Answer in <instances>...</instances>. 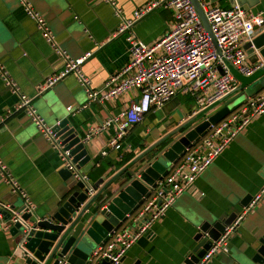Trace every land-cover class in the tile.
I'll return each instance as SVG.
<instances>
[{
  "label": "crops",
  "instance_id": "0c3cea01",
  "mask_svg": "<svg viewBox=\"0 0 264 264\" xmlns=\"http://www.w3.org/2000/svg\"><path fill=\"white\" fill-rule=\"evenodd\" d=\"M27 1L34 11L43 16L60 48L71 58H77L86 51L93 52L82 69L95 89L103 88L110 77L128 62L125 38L108 39L118 24L108 4L97 0ZM148 1L116 0L126 16ZM240 1L244 3L247 15L264 9V0H253L251 3H255L251 6L245 3L251 0ZM204 3L206 7L222 8L237 4L236 0H204ZM173 23V8L159 5L136 22L134 31L145 43L154 44L172 28ZM263 30L264 25L256 29L254 36ZM160 53L158 48L155 54ZM246 54L245 63L250 66L254 57L247 51ZM0 60L20 91L35 96L33 105L48 125H52L58 113L70 112L67 107L77 108L86 102V96L73 75L36 95L38 86L61 68L62 61L44 40L33 20L25 14L18 0H0ZM238 85L239 82L233 90ZM137 96L138 91H127L112 101L102 104L92 102L71 114L70 119L84 139L91 127L119 112ZM224 100L205 113L217 108ZM17 102L18 94L11 92L0 80V158L32 198L38 216H46L64 191L57 174L62 168V161L30 117L22 111H13ZM194 112V98L177 94L162 108L148 113L139 124L129 127L116 147L109 143L113 136L111 129L92 136L87 141L90 161L94 163L87 172L90 183L116 174L149 145L196 115L197 112ZM103 151L106 154H102ZM263 186L264 113L256 116L233 138L191 186L177 197L165 215L131 246L123 261L125 264H185L187 253L195 244L193 236L200 223L205 219L228 215L231 207L240 211V200L246 195L255 196ZM0 201L17 210L22 205L20 198L1 183ZM263 223L264 195L230 237L228 253L218 254L209 264H236L232 256L240 254L252 239L257 226ZM10 228L0 222V264L20 262V253L15 249L17 237L10 233Z\"/></svg>",
  "mask_w": 264,
  "mask_h": 264
},
{
  "label": "built area",
  "instance_id": "2783aa9c",
  "mask_svg": "<svg viewBox=\"0 0 264 264\" xmlns=\"http://www.w3.org/2000/svg\"><path fill=\"white\" fill-rule=\"evenodd\" d=\"M25 14L33 20L38 31L51 49L61 59V68L47 76L38 86L36 95L52 87L69 75L76 77L77 83L86 96V102L77 108L67 107L74 114L80 108L92 102L102 104L112 101L127 91H138L135 100L106 118L99 125L91 127L83 141L111 129L113 136L109 143L116 147L127 129L139 124L144 117L162 108L173 96L186 94L194 98L195 112L218 103L231 92L238 80L231 74L218 55L211 38L206 32L191 0H150L126 16L116 0H97L108 4L118 24L108 39L123 36L127 42L128 62L101 89H95L90 78L82 69L85 60L92 55L86 51L77 58H71L60 48L56 37L47 27L41 14L34 11L27 0H18ZM203 10L221 55L241 74L249 75L261 66L264 59L252 65H246L245 43L251 41L257 28L264 25V9L246 14L238 4L229 8L219 6L206 7L204 0H197ZM172 7L174 23L158 42L147 44L134 31L137 21L157 6ZM160 48L161 53L155 54ZM221 66L224 74H220ZM0 80L11 92L18 94V102L13 111L27 114L37 130L49 141L62 161V166L70 171L76 181L90 185L88 174L76 167L70 157L69 149H64L60 140L33 105L35 96L20 91L17 82L11 77L0 60ZM264 113V89L230 111L222 120L211 124L207 132L190 147L169 169L166 176L156 181L150 195L144 198L131 215L115 231L108 234L106 241L91 250L86 264H100L108 260L112 264H121L131 246L162 218L177 197L182 194L231 143L233 138L252 122L256 116ZM2 119H0L1 121ZM102 154H106L105 151ZM0 183L22 201V210L13 209L9 203L0 201V210L7 211L5 218L0 211V222L12 227L17 222L31 226L28 220H22L23 213L36 214V205L32 198L13 175L8 165L0 158ZM89 193L91 189H89ZM264 186L249 203L242 207L236 218L224 227L217 240L205 251L195 264H209L220 253H228L230 237L238 229L244 216L262 199ZM25 236L17 237L15 249L21 254Z\"/></svg>",
  "mask_w": 264,
  "mask_h": 264
},
{
  "label": "water",
  "instance_id": "95a60500",
  "mask_svg": "<svg viewBox=\"0 0 264 264\" xmlns=\"http://www.w3.org/2000/svg\"><path fill=\"white\" fill-rule=\"evenodd\" d=\"M252 1L245 3L251 6L255 3H251ZM191 2L218 55L239 82L238 87L220 101L234 92L235 94L208 113L205 112L213 105L197 112L185 123L145 148L109 178L100 177L88 185L82 181L72 180L70 171L62 166L57 174L63 183L64 191L59 195L49 215L23 213L22 220H28L31 226L19 221L10 228V233L15 237L25 236L19 264H86L91 252L89 248H92V245L101 246L108 234L119 228L125 221L126 215H131L142 204L144 198L150 195L156 186V181L166 176L169 169L184 154L185 148L197 142L211 124H216L232 111L230 105L240 97H251L264 89V66L249 75L239 73L221 55L198 1L191 0ZM236 2L244 9L243 2L240 0ZM244 49L248 54L253 55V64L264 59V30L247 42ZM217 69L220 74H224L221 66H217ZM70 115L69 112L58 113L51 127L63 148L69 149L72 162L87 173L94 164L90 161L88 142L83 141V136L73 125ZM89 189L92 193H89ZM251 199L252 196H244L239 206L241 208L246 206ZM22 208L21 205L18 210ZM0 211L5 218L9 217L7 211ZM238 213V208L231 207L228 215L216 216L201 222L193 236L195 244L187 253L184 263L195 264ZM236 256H232L236 264H264V223L257 226L252 239ZM100 264L112 263L104 259ZM121 264L125 262L122 261Z\"/></svg>",
  "mask_w": 264,
  "mask_h": 264
},
{
  "label": "rangeland",
  "instance_id": "374dc122",
  "mask_svg": "<svg viewBox=\"0 0 264 264\" xmlns=\"http://www.w3.org/2000/svg\"><path fill=\"white\" fill-rule=\"evenodd\" d=\"M247 100V97H245V96H242V97H240L238 100H236L234 103H232L231 105H230V108H231V110H233L234 108H236L238 105H240L241 103H243L244 101H246ZM168 165L170 166V164L168 163ZM171 167V166H170ZM72 178V180H75L73 177H71ZM96 246H94V245H92V248H89V251H91L92 249H94Z\"/></svg>",
  "mask_w": 264,
  "mask_h": 264
},
{
  "label": "trees",
  "instance_id": "16d2710c",
  "mask_svg": "<svg viewBox=\"0 0 264 264\" xmlns=\"http://www.w3.org/2000/svg\"><path fill=\"white\" fill-rule=\"evenodd\" d=\"M124 160L126 161V158H125ZM124 160H123V161H124Z\"/></svg>",
  "mask_w": 264,
  "mask_h": 264
}]
</instances>
